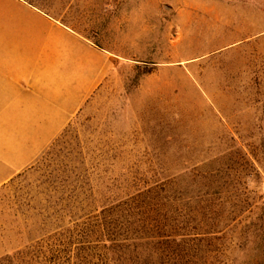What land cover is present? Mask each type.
Returning a JSON list of instances; mask_svg holds the SVG:
<instances>
[{
  "label": "rangeland",
  "instance_id": "1",
  "mask_svg": "<svg viewBox=\"0 0 264 264\" xmlns=\"http://www.w3.org/2000/svg\"><path fill=\"white\" fill-rule=\"evenodd\" d=\"M118 59L116 71L37 163L0 188V258L66 225L148 165H218L248 180L256 253L264 214V0H32ZM138 169V172L130 170ZM129 169V170H128ZM85 207V208H86Z\"/></svg>",
  "mask_w": 264,
  "mask_h": 264
},
{
  "label": "trees",
  "instance_id": "2",
  "mask_svg": "<svg viewBox=\"0 0 264 264\" xmlns=\"http://www.w3.org/2000/svg\"><path fill=\"white\" fill-rule=\"evenodd\" d=\"M170 171L148 165V175L113 179L111 193L95 198L94 211H87L88 198H71L80 213L55 212L66 225L0 264H237L232 251L253 244L256 253L255 198L242 191L248 180L222 165L188 167L184 176ZM258 224L264 264V214ZM253 259L248 264H256Z\"/></svg>",
  "mask_w": 264,
  "mask_h": 264
},
{
  "label": "crops",
  "instance_id": "3",
  "mask_svg": "<svg viewBox=\"0 0 264 264\" xmlns=\"http://www.w3.org/2000/svg\"><path fill=\"white\" fill-rule=\"evenodd\" d=\"M117 65L32 0H0V188L66 133Z\"/></svg>",
  "mask_w": 264,
  "mask_h": 264
}]
</instances>
